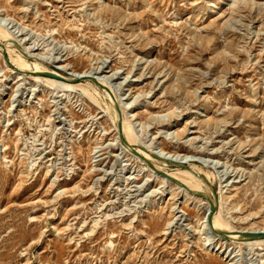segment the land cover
<instances>
[{
  "label": "rangeland",
  "instance_id": "1",
  "mask_svg": "<svg viewBox=\"0 0 264 264\" xmlns=\"http://www.w3.org/2000/svg\"><path fill=\"white\" fill-rule=\"evenodd\" d=\"M238 1L0 0V18L66 73L116 75L141 147L197 154L243 229L264 226V0ZM12 68L0 52V264H264L202 234L200 191L125 152L103 94Z\"/></svg>",
  "mask_w": 264,
  "mask_h": 264
},
{
  "label": "bare ground",
  "instance_id": "2",
  "mask_svg": "<svg viewBox=\"0 0 264 264\" xmlns=\"http://www.w3.org/2000/svg\"><path fill=\"white\" fill-rule=\"evenodd\" d=\"M234 1L235 4L239 2L238 0H234ZM217 4L219 3L215 2V4H213V7L216 8ZM1 17L2 18H0V43L2 44V46L0 47V52L3 53V51H5L6 54H9L11 60L10 64L13 67L12 69H15L16 71L17 70L20 71L17 73L18 76L20 74H26V73L29 74V72H31L34 73L32 75L35 79L45 82L49 90H55V89H60L65 91L81 90L84 94H86L87 96H91V98H93L96 101L98 99H96L94 93L103 94L105 98L110 101V104H108V109L109 111L111 110L113 111L118 134H119L118 122L121 121L122 123V132H121L122 137H120L119 134V140H120V146L121 148H123V150H125V152H130L134 155H137L134 153V150H136L138 152L136 158L141 159L142 161L144 160L150 165H152L151 160L153 159L162 160L164 163H161V165H164V167L165 165L167 167L169 166L168 160L170 159L179 160L180 164L184 165L178 167L176 169L177 170L176 172L174 171L167 173L170 176V178H174L178 181V183L180 182L182 185H184V189L186 191H191V190L200 191L201 193L200 196H202L201 201H203L205 207L204 216L202 217V219L199 220L198 223V228L202 232V234L207 235L209 239L213 238L217 240V239H221V236H219L217 231L220 230L226 231L228 232V239L231 242L237 244L240 249H242V247L251 248L256 245L258 246L264 245V238L248 240L246 238L244 239L242 234L243 232H249V231L264 232V226L256 227V228L239 229L229 220H227V218L225 217L223 213V208L227 199L226 198L227 194L226 195L224 194V187L227 186L228 183L226 185L221 184L219 186V190H218L219 197H218V205H217L218 209L212 216V224L209 223V219H208L209 212L211 210L212 204H215L214 193L210 188V186L213 184L212 176L214 173L211 171H206L199 164L194 163L195 160H193V157L195 156L197 157V154L190 155L187 153L170 152V151H165L161 148L159 149V153L157 155L154 151L156 150L155 148L149 151L141 147L139 138L136 134V130L134 129V125L132 121L129 120V116H127L126 114V108H127L126 103L122 100V98L118 97L117 89L115 90V88L111 84L110 79H112L113 76L115 78L116 75H111V76L101 75V73H103L104 71L102 70V68L100 69V66L95 68L92 67L91 69H85L83 71L74 70L72 74L66 73L67 70H70L69 65L60 63L61 59L59 60L58 57L56 58L54 57V59L50 60L44 58L45 55L43 56V54H40V52L36 53V51H39V48L36 47L34 44L27 46L29 45V43H31L30 42L31 38L25 36L26 33L24 32V29L22 30L19 29L18 31L14 30L13 27L15 25L9 27V24H5L7 17L6 16H1ZM29 57L33 58L34 61L30 62L28 59ZM49 63L57 64V66L55 65L54 68L50 67ZM45 72H51L57 74L63 78H66L67 81L58 80L48 76L38 75L39 73H45ZM78 78H80L78 82L72 81ZM116 106H119V108L121 109L122 112L121 118L117 111ZM207 109L208 108H206V111ZM124 140H126L129 145H125L123 142ZM144 155L146 157H144ZM198 156L199 158H202L201 155ZM207 160L208 159H205L206 162ZM164 167H160V169H166ZM231 254L232 253L230 252L229 255ZM234 257H232V259Z\"/></svg>",
  "mask_w": 264,
  "mask_h": 264
},
{
  "label": "water",
  "instance_id": "3",
  "mask_svg": "<svg viewBox=\"0 0 264 264\" xmlns=\"http://www.w3.org/2000/svg\"><path fill=\"white\" fill-rule=\"evenodd\" d=\"M0 45H2V44L0 43ZM3 57H4L5 61L7 62V64L12 67V65L8 61L7 54H6L5 51H3ZM29 74H34V73L29 72ZM38 75L48 76V77H52V78H55V79H58V80L67 81L66 78H63V77H61V76H59L57 74L51 73V72L39 73ZM79 80H80V78L75 79V80H72V81L78 82ZM116 108H117V111H118V113L120 115V118H121L122 117L121 109L119 108V106H116ZM118 130H119L120 137H122V135H121V132H122V123H121V121L118 122ZM123 142H124L125 145H129L126 140H124ZM134 153L138 155V152L136 150H134ZM168 161H169L170 164H173V165L184 166V165H181L180 164L179 160L170 159ZM151 167L153 169H155L154 168V165H151ZM157 174H159L161 176H165V177L173 180V182L178 183V181L176 179L170 178V176L166 172H164V171H157ZM214 197H215V204H212L211 210L209 212V218H208L210 224H212V216H213V214L218 209V207H217V205H218V196H217L216 193H214ZM208 199H210V198H208ZM217 233L219 234V236H223V237H227L228 236V232H226V231L220 230V231H217ZM242 234H243V238L244 239L246 238L248 240L249 239L251 240V239L264 238V232H259V231L243 232Z\"/></svg>",
  "mask_w": 264,
  "mask_h": 264
}]
</instances>
